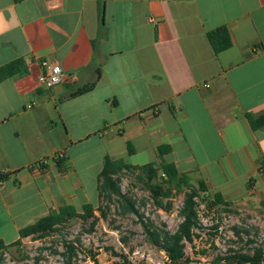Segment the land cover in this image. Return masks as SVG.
Instances as JSON below:
<instances>
[{"label": "crops", "instance_id": "obj_1", "mask_svg": "<svg viewBox=\"0 0 264 264\" xmlns=\"http://www.w3.org/2000/svg\"><path fill=\"white\" fill-rule=\"evenodd\" d=\"M17 60L25 73L0 79L5 244L64 205L96 208L106 157L173 164L232 204L264 197V127L248 120L264 116V0H0V69Z\"/></svg>", "mask_w": 264, "mask_h": 264}, {"label": "rangeland", "instance_id": "obj_2", "mask_svg": "<svg viewBox=\"0 0 264 264\" xmlns=\"http://www.w3.org/2000/svg\"><path fill=\"white\" fill-rule=\"evenodd\" d=\"M137 176L138 173H125L120 187L136 202L142 220H150L160 229L177 231L182 222L179 212L184 195L163 199L165 206L172 207L166 212L155 205ZM203 197L197 200L200 227L194 231L193 242L186 243L188 264H228L221 259L236 252L253 254L259 248L264 251V197L215 206H211L212 200L204 202ZM99 209L105 211L106 218L101 217ZM95 211L99 221L94 227L92 218H76L44 239L30 237L0 251V264H67L65 242L76 247L72 264H169L166 254L148 239L139 215L122 213L116 197L111 202L103 198Z\"/></svg>", "mask_w": 264, "mask_h": 264}, {"label": "trees", "instance_id": "obj_3", "mask_svg": "<svg viewBox=\"0 0 264 264\" xmlns=\"http://www.w3.org/2000/svg\"><path fill=\"white\" fill-rule=\"evenodd\" d=\"M208 37L216 53H220L231 47L230 35L225 27L210 32ZM25 71L24 61L17 60L0 69V79L22 75ZM96 84L97 80L80 88L75 95L84 94L93 90ZM248 120L254 130L264 127V116L253 117L252 115H248ZM167 151H169L168 147L159 148L160 157L162 158ZM125 173H138V180L143 184L144 189L150 193L155 205L166 212H169L172 207L171 205L165 206L162 202L163 199L171 200L175 196L184 195V202L179 212L182 217V222L177 231L170 232L166 229H160L155 226L154 222L150 220L144 222L142 220L143 216L139 214L136 208V202L121 190L120 182ZM7 177L8 174L2 176L1 179H6ZM98 188L100 200L105 198L111 202L116 197L122 213L139 215L148 239L155 247L166 254L169 264H188L189 262L186 256V243L193 242L195 236L194 231L200 227L197 210L199 205L197 200L201 195L204 196V202L212 200L210 203L211 206L218 204L229 205L230 203L225 201L221 194L209 195L204 182H199L197 185H194L189 176L181 174L173 164L166 163H150L144 166H133L123 160H112L110 157H106L103 169L98 177ZM208 206L210 207V205ZM96 208L90 204H86L83 206V212L78 213L73 206L64 205L58 211H53L36 223L20 230V239L13 244L7 245L0 240V251L18 246L23 239L30 237L44 239L52 233L60 231L61 227L76 218H80L83 221H88V219L92 218L93 222L91 226L94 227L99 221V218L95 214ZM99 212L103 219L107 217L104 210L99 209ZM65 244L67 264H72V259L76 255V247L73 243L65 242ZM221 260L227 261L228 264H262L264 262V251L259 248L253 254L236 252Z\"/></svg>", "mask_w": 264, "mask_h": 264}, {"label": "built area", "instance_id": "obj_4", "mask_svg": "<svg viewBox=\"0 0 264 264\" xmlns=\"http://www.w3.org/2000/svg\"><path fill=\"white\" fill-rule=\"evenodd\" d=\"M153 21V20H151ZM46 67L45 73L41 76L40 81L41 84L46 89H53L56 85L63 84V82L66 80V75L62 68L58 64L54 63H44L43 64ZM32 106H29L31 108ZM63 158L62 154H59L56 159L60 160ZM47 164V161L40 162L39 166H44ZM264 169V167H263ZM0 182V186H1Z\"/></svg>", "mask_w": 264, "mask_h": 264}, {"label": "water", "instance_id": "obj_5", "mask_svg": "<svg viewBox=\"0 0 264 264\" xmlns=\"http://www.w3.org/2000/svg\"><path fill=\"white\" fill-rule=\"evenodd\" d=\"M59 89L60 92L63 91V85L62 84H59V85H56L54 88H53V91L56 93V90Z\"/></svg>", "mask_w": 264, "mask_h": 264}]
</instances>
